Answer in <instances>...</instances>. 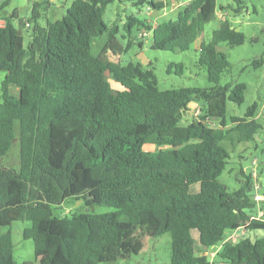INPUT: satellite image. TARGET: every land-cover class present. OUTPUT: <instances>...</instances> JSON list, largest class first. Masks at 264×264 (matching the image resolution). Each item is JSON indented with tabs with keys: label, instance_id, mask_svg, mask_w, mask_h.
Here are the masks:
<instances>
[{
	"label": "trees",
	"instance_id": "16d2710c",
	"mask_svg": "<svg viewBox=\"0 0 264 264\" xmlns=\"http://www.w3.org/2000/svg\"><path fill=\"white\" fill-rule=\"evenodd\" d=\"M0 1V158L16 140L20 152L17 169L0 165V264H16L14 221L30 222L22 237L33 243L41 264L126 259L135 253L140 226L151 227L153 236L170 234V264H264V238L224 241L240 227L264 230V221L246 225L255 214L251 173L241 169V185L232 191L219 181L230 160L223 143L249 142L262 129L256 102L242 117L227 116V102H244L245 84H219L230 64L217 46L242 45L241 32L224 20L199 45L198 64L210 87L160 90L152 69L91 53L94 38L117 30L103 20L114 0H73L63 17L45 25L36 22L34 6L27 46L12 23L15 13L6 16L7 0ZM127 1L152 13L163 9L156 0ZM215 8V0H192L176 20L153 27L130 15L123 28L128 36L133 28L152 30L153 49L186 51ZM190 103L201 104V111L183 124ZM68 200L112 210L55 214ZM220 243L211 262L204 252Z\"/></svg>",
	"mask_w": 264,
	"mask_h": 264
},
{
	"label": "rangeland",
	"instance_id": "374dc122",
	"mask_svg": "<svg viewBox=\"0 0 264 264\" xmlns=\"http://www.w3.org/2000/svg\"><path fill=\"white\" fill-rule=\"evenodd\" d=\"M73 0H7V5L3 12L6 16L12 12L15 17L12 23L23 36L24 46H27L31 39V32L35 22L31 19L32 9L37 8L39 17L37 23L45 25L47 22H54L66 14ZM165 12L161 11L162 16L151 18L147 21L155 26L157 23L166 20H176L177 13L181 9L171 10L169 0ZM1 2V1H0ZM239 3V4H238ZM215 13L204 23L203 30L198 39L186 51H162L152 48L151 34L145 32V36H140V31L133 28L128 36L123 28L126 18L130 15L140 19L145 18L144 8H137L127 0H114L106 6L103 20L106 24L116 27V32L112 37L107 33L94 38L91 45V53L102 61H110L126 65L130 62L140 63L143 67L152 69L160 90H169L177 88H207L210 87L206 79V71L198 64L199 45L207 43L212 38V33L221 22L227 20L231 28L241 32L244 35V42L240 46L229 47L226 43H220L217 49L225 54L230 67L220 78L219 84L243 83L246 86L244 93V102L236 105L227 102V116L242 117L247 108L258 103L260 108L264 105V0H215ZM223 7V10H220ZM183 9V8H182ZM147 11V10H146ZM170 12V13H169ZM222 13L224 19L218 14ZM149 13V12H148ZM28 23L29 28L24 27ZM147 33V34H146ZM128 42L130 45L128 46ZM141 43V45H139ZM258 61L259 66L253 63ZM170 64H181L182 71ZM5 78V73L0 72L1 82ZM113 89H117V84L111 82ZM10 94L17 97L18 89L15 86L10 87ZM1 96V93H0ZM1 102V98H0ZM201 111V104L190 103L187 110L183 112L182 123L187 124L195 116V112ZM258 121L262 129L253 136V139L246 143H234L230 145L224 142L223 145L228 148L230 160L219 177L229 191L238 189L243 177V169L253 168V161L256 162L259 172L257 182L259 184L258 195L261 198L259 204H255L254 212L264 205V109H259ZM210 126H217L218 121L211 119ZM157 148L153 145L145 146V150L155 151ZM19 144L16 140L9 152L3 158H0V165L17 169L19 166ZM243 158H242V157ZM242 169V170H241ZM247 173V170L243 171ZM192 192L198 191V185L191 187ZM252 195L255 191L252 189ZM260 205V206H259ZM264 211V206H262ZM104 205H94L85 207L82 201L68 200L60 208H55V214L71 216L81 212H91L102 214L111 211ZM28 221H14L10 225L12 241L14 244V260L16 264H40V258H35L33 252V243L30 240H24L22 231L30 227ZM149 226H140L136 231L138 241L136 243L135 253L126 259H120L112 264H170L171 237L169 233L160 236H153ZM243 236L239 238H264V230H245ZM231 232H226L224 237H228ZM197 237V232H193ZM225 241V239H224ZM227 241H235L229 239ZM222 243L215 246L211 251L221 248Z\"/></svg>",
	"mask_w": 264,
	"mask_h": 264
},
{
	"label": "built area",
	"instance_id": "2783aa9c",
	"mask_svg": "<svg viewBox=\"0 0 264 264\" xmlns=\"http://www.w3.org/2000/svg\"><path fill=\"white\" fill-rule=\"evenodd\" d=\"M169 1L170 2H169V6L168 7H170L171 10H177V9H182V8L186 7L189 4V2L192 1V0H169ZM165 9L166 8L163 7V9L161 11L165 12ZM146 10H147V12H152L150 8H146ZM4 24H5V21L0 18V28L3 27ZM25 27L29 28L30 25L28 23H26ZM144 31L145 30H141L140 31V36L141 37L145 36V32ZM151 31H149V34H151ZM199 113H200V111H197V112H195L194 115L198 116ZM252 164H253V168H252V172H251V175L253 177V187H252V189L255 191V194L253 195V201L255 202V204H259L260 201H261V198H260V196L257 193V191L259 190V184H258L257 179H256L257 178V174H258V170H257L256 162L253 161ZM252 221H264V211H263L262 207L258 208L257 212L255 214H253L252 216H250V218H249L248 222L246 223V225H248ZM243 231H245L244 227H240L237 230L232 231L230 233V235L226 238L225 241H227L229 239H234L236 241V238L239 235L243 236V234H244ZM235 241H233V242H235ZM212 248H214V247H212ZM212 248H210L209 250L204 252V255L208 256L211 262L214 261L215 255L217 253V251H215V250L211 251Z\"/></svg>",
	"mask_w": 264,
	"mask_h": 264
},
{
	"label": "crops",
	"instance_id": "0c3cea01",
	"mask_svg": "<svg viewBox=\"0 0 264 264\" xmlns=\"http://www.w3.org/2000/svg\"><path fill=\"white\" fill-rule=\"evenodd\" d=\"M156 1H159V2H162L163 3V7L164 8H167V1L166 0H156ZM144 11H145V18H143V19H146L147 21H149L151 18H159L160 16H162L161 15V13H159V12H157V13H152V12H147L146 11V8L144 9ZM170 13V12H169ZM222 19H224V15L220 12L219 14H218ZM262 109H264V105L260 108V110H262ZM259 117V113H258V116H257V118ZM245 171L247 170V172H252V167H250V169H247V168H245L244 169ZM257 170L259 171V168H257ZM258 173H260V172H258ZM260 206V205H259ZM262 206H264V205H262ZM261 206V207H262ZM215 251H219V249L218 250H215ZM42 261H43V258H40V264L42 263ZM214 264H223L222 262H220V261H216Z\"/></svg>",
	"mask_w": 264,
	"mask_h": 264
}]
</instances>
